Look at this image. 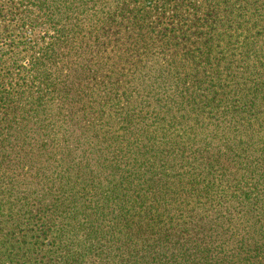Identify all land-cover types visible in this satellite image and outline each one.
<instances>
[{
	"label": "trees",
	"instance_id": "16d2710c",
	"mask_svg": "<svg viewBox=\"0 0 264 264\" xmlns=\"http://www.w3.org/2000/svg\"><path fill=\"white\" fill-rule=\"evenodd\" d=\"M0 264H264V0H0Z\"/></svg>",
	"mask_w": 264,
	"mask_h": 264
}]
</instances>
